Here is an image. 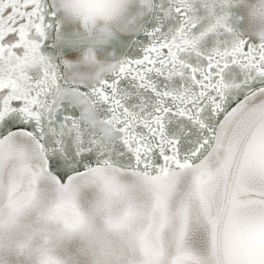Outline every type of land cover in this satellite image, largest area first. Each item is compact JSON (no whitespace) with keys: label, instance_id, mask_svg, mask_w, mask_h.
Segmentation results:
<instances>
[{"label":"snow or ice","instance_id":"snow-or-ice-1","mask_svg":"<svg viewBox=\"0 0 264 264\" xmlns=\"http://www.w3.org/2000/svg\"><path fill=\"white\" fill-rule=\"evenodd\" d=\"M0 264H264V0H0Z\"/></svg>","mask_w":264,"mask_h":264}]
</instances>
